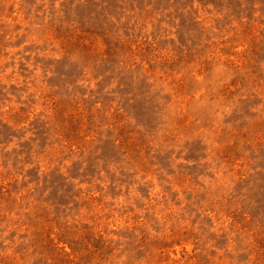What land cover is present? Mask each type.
<instances>
[{
  "label": "rangeland",
  "instance_id": "374dc122",
  "mask_svg": "<svg viewBox=\"0 0 264 264\" xmlns=\"http://www.w3.org/2000/svg\"><path fill=\"white\" fill-rule=\"evenodd\" d=\"M0 264H264V0H0Z\"/></svg>",
  "mask_w": 264,
  "mask_h": 264
}]
</instances>
